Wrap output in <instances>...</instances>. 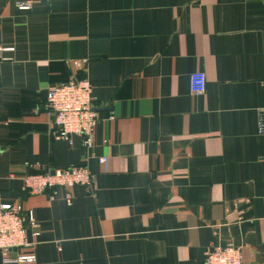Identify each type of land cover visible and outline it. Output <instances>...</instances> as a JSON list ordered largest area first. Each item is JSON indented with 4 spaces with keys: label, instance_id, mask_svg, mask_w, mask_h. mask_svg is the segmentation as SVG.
<instances>
[{
    "label": "crops",
    "instance_id": "0c3cea01",
    "mask_svg": "<svg viewBox=\"0 0 264 264\" xmlns=\"http://www.w3.org/2000/svg\"><path fill=\"white\" fill-rule=\"evenodd\" d=\"M0 46L15 49L0 61V194L37 222L36 245L12 256L204 264L234 246L264 264V0H0ZM73 62H86L102 120L90 149L55 139L45 108ZM70 167L94 186L24 191L27 175Z\"/></svg>",
    "mask_w": 264,
    "mask_h": 264
},
{
    "label": "built area",
    "instance_id": "2783aa9c",
    "mask_svg": "<svg viewBox=\"0 0 264 264\" xmlns=\"http://www.w3.org/2000/svg\"><path fill=\"white\" fill-rule=\"evenodd\" d=\"M36 1L16 0V7L20 11H29ZM13 52L14 48L0 46V61L7 60L5 55ZM72 65L77 70V76L65 83L50 86L46 91L45 108L53 120L55 139L72 145V138L80 136L84 140L85 148L90 149L93 146L94 131L102 120L92 102L93 87L83 75L86 62H73ZM206 85L205 73L191 75L192 94H204ZM258 133L264 135V109L258 113ZM105 162L106 159H100V163ZM23 184L24 191L31 195H41L51 188L69 191L76 186L92 187L95 184V175L84 167H70L27 175ZM66 200L69 204L72 203L71 193L67 192ZM29 227H37L33 211L21 205L4 203L0 194V252L4 264H33L37 261L33 253L12 256V252L16 250L32 249L36 245V241L28 239ZM38 236L39 233L34 231L33 237ZM204 264H243V252L241 248L234 246L214 247L206 252Z\"/></svg>",
    "mask_w": 264,
    "mask_h": 264
}]
</instances>
